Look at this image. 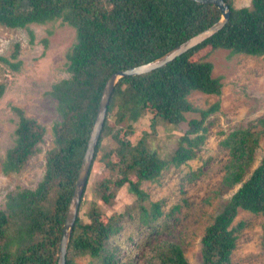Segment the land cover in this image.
Listing matches in <instances>:
<instances>
[{
	"label": "trees",
	"instance_id": "16d2710c",
	"mask_svg": "<svg viewBox=\"0 0 264 264\" xmlns=\"http://www.w3.org/2000/svg\"><path fill=\"white\" fill-rule=\"evenodd\" d=\"M225 1L231 15L222 29L166 65L123 77L115 86L89 176L100 158L118 171L112 182L115 190L126 184L136 199L107 220L102 219L96 205L90 209L87 222L78 213L65 264H76L78 257L86 255L97 259L98 264H121L112 238L121 231L126 217L136 213L143 226L152 227L162 216L161 201H151L149 207L144 204L149 195L141 181L155 180L171 164L180 166L194 159L207 137L205 122L220 108L218 101L208 108L189 101L193 91L219 95L223 87L221 78L213 74L214 64L208 53L197 54L205 49H229L232 54L264 55V0H251L250 5L241 7L235 0ZM220 17L217 5L195 0H0L1 25L29 29L32 24L61 20L76 31V42L67 53L69 76L54 82L49 91L57 102L60 120L52 125L53 144L46 151L44 175L34 187L9 192L4 206L0 205V264L58 263L74 183L108 78L117 70L164 55ZM30 33L33 35L31 30ZM17 56L13 54V59ZM0 58L13 70L20 68V61ZM5 89V84L0 83V98ZM14 109L19 120L14 145L2 162L5 174L25 169L31 157L41 151L40 143L47 131L24 109ZM192 113L198 116L188 118ZM145 114L152 116L153 126H178L187 121L188 128L169 156L152 151L143 139L134 142L129 137L132 129H115L125 121L131 127ZM108 138L114 141L112 146L107 145ZM222 144L229 152L222 182L239 187L206 226L200 264H233L231 257L242 225L233 223L239 211L264 213V155L246 177L255 161L260 133L249 128L235 129ZM113 154L118 156L116 161L111 160ZM108 182L110 179L99 183L100 195L106 202L116 194ZM153 249L155 264H190L175 241L156 243Z\"/></svg>",
	"mask_w": 264,
	"mask_h": 264
},
{
	"label": "rangeland",
	"instance_id": "374dc122",
	"mask_svg": "<svg viewBox=\"0 0 264 264\" xmlns=\"http://www.w3.org/2000/svg\"><path fill=\"white\" fill-rule=\"evenodd\" d=\"M235 3L238 7L248 6L251 0H235ZM28 27L10 28L0 24V57L21 62L20 68L13 70L0 58V83L6 87L0 98L1 206H4L9 192L24 186L34 187L44 175L46 151L53 144L52 125L60 120L57 102L49 91L54 82L69 76L67 53L76 42L75 29L61 20ZM16 53L18 56L13 59ZM206 53L214 64V76L221 78L222 92L217 95L193 91L189 101L200 108H208L218 101L220 108L205 122L207 137L194 159L180 166L171 164L155 180L141 181V187L149 195L144 204L149 207L151 201H161L163 214L152 227L143 226L136 213L126 217L121 231L112 238V247L117 249L121 264H155L152 257L154 245L163 241L177 242L190 264H200L201 239L206 226L239 187H229L222 182L229 159L228 148L222 140L235 129L249 128L260 133L255 161L246 177L264 155V55L232 54L229 49L209 52L205 49L197 56ZM14 107L24 109L27 116L37 119L47 131L40 143L41 151L31 157L25 169L20 173L5 174L2 162L7 150L14 145L19 120ZM194 116L198 114H189L188 118ZM110 121L114 123L112 117ZM119 128L123 131L132 129L129 137L134 142L143 139L152 151L169 156L188 124L185 121L178 126L163 123L153 126L152 116L145 114L131 127L125 121L116 125L115 129ZM113 144L114 141L108 138L107 145ZM117 159L116 154L111 156V160ZM103 161L96 160L86 182L84 202L79 212L84 222L90 220L89 211L94 205L99 208L102 219L107 220L111 214L124 211L136 199L126 184L115 190L112 182L117 179L118 171ZM131 178L136 180L134 175ZM106 179H110L108 184L116 193L110 202L100 195L99 183ZM239 223L242 225L231 257L233 264H264V213L240 210L233 225ZM97 261L86 255L78 257L75 262L98 264Z\"/></svg>",
	"mask_w": 264,
	"mask_h": 264
},
{
	"label": "water",
	"instance_id": "95a60500",
	"mask_svg": "<svg viewBox=\"0 0 264 264\" xmlns=\"http://www.w3.org/2000/svg\"><path fill=\"white\" fill-rule=\"evenodd\" d=\"M195 1L217 5L221 10V17L219 18V20L215 21L213 25L199 32L198 34L192 36L191 38L187 39L180 45L176 46L172 50L165 53L164 55L150 62L138 66H134L128 69L117 70L106 81L100 99V103H98L99 105L98 111L96 114L93 128L90 133L86 151L82 159L78 177L76 182L74 183L75 187L63 226V233L60 241L59 258H58V263L56 264H65L66 262V255H67L71 235L74 229V225L79 213V207H80L82 195L84 193L86 182L88 181L91 165L95 158L96 147L104 127V123L109 107L108 104L110 103V98L117 83L123 77L137 75V74L141 75L143 73L150 72L154 69L166 65L167 63L174 60L184 52L188 51L192 47L198 45L205 39L209 38L210 36L218 32L226 25V22L229 20L231 15V9L225 0H195Z\"/></svg>",
	"mask_w": 264,
	"mask_h": 264
}]
</instances>
